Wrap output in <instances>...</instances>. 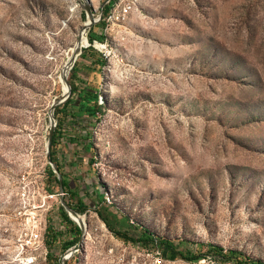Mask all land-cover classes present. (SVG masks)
<instances>
[{"label":"rangeland","instance_id":"obj_1","mask_svg":"<svg viewBox=\"0 0 264 264\" xmlns=\"http://www.w3.org/2000/svg\"><path fill=\"white\" fill-rule=\"evenodd\" d=\"M106 1L91 0L106 65L94 72L85 48L69 73L72 95L99 88L100 120L67 125L58 151L85 207L81 264H221L168 262L124 243L101 207L134 239L147 231L182 251L214 245L264 264V0H130L113 23L101 15ZM88 22L79 0H0V264L22 182L62 192L49 175L50 112ZM62 199L71 197L51 202L64 220Z\"/></svg>","mask_w":264,"mask_h":264},{"label":"trees","instance_id":"obj_2","mask_svg":"<svg viewBox=\"0 0 264 264\" xmlns=\"http://www.w3.org/2000/svg\"><path fill=\"white\" fill-rule=\"evenodd\" d=\"M114 3H111L110 5L107 4L103 8V15H107L110 8L112 7ZM106 17V16H105ZM94 26L92 28L91 34H90V44L94 43L95 41H98L102 43L101 40L97 37V35L94 33ZM103 38V35L101 36ZM90 44L86 47H89ZM85 49V47H84ZM85 53L87 56H90L92 58V70L94 72H100L103 67L106 65V59L99 54V52L93 48L90 47L85 50ZM77 67V66H76ZM75 67V68H76ZM74 68V69H75ZM71 74V73H70ZM69 74V78H70ZM69 82V79H68ZM69 89L71 91L72 87L69 84ZM99 88L97 86H92L91 84H88L86 88L80 89L79 87H73V95L70 98L69 101H67L65 104L59 106L55 112L56 119L58 120V127L54 133V138L51 146V157L54 163H56L59 168L60 172L64 177V190L66 193L69 194L71 197L70 200H67L68 205L73 208L77 213H81L82 210L85 209L84 206L79 205L76 206L74 204V200L76 197H79L81 190L78 183H73L67 179L64 165L59 160L58 151L61 147V139H63L65 135V131L67 129V125L72 124V127H77L81 121L85 118H88L90 123H95L100 120V114L103 110V105L99 104ZM74 96H77V98H74ZM93 122H92V121ZM95 121V122H94ZM89 128L86 127L85 130ZM86 140H92V135L90 131L86 132ZM79 136H75L72 138V140H78ZM49 175L52 182H55L58 186H60V180L58 178V175L54 172L53 168L50 167ZM50 191H55L54 188H50ZM100 204L103 203V194H97ZM96 215L99 218V220L102 222V224L105 226L108 232L112 233L113 236L127 244H132L134 246H141L143 248H153L154 251H157V253L160 255L161 259L168 262H175V261H183L187 263L191 262H200L204 260L205 258L212 256L216 259L217 262L221 264H255V262L251 261L249 258H247L245 255L239 252H226L224 249L218 246L214 245H208L207 246V253L208 255H203L201 252L196 251H182L180 250L173 242L162 239V238H156L151 233L145 231L141 238L134 239L130 236H128L127 233H122L118 231V228L120 225H129L125 219H119L118 216L111 213L107 208L101 207L98 211H96ZM62 216L64 218V221L68 222L71 225V231L75 234V238L73 242L69 243L68 245L64 246V249H66L69 246L76 245L80 243V240L82 238V232L78 228L77 224H75L69 217V214L65 210L64 207H62ZM51 237V238H50ZM57 238V235H52L50 233L48 244L52 246ZM52 262V260H51ZM260 264V263H259Z\"/></svg>","mask_w":264,"mask_h":264},{"label":"built area","instance_id":"obj_3","mask_svg":"<svg viewBox=\"0 0 264 264\" xmlns=\"http://www.w3.org/2000/svg\"><path fill=\"white\" fill-rule=\"evenodd\" d=\"M106 3L109 5L114 3L105 18L107 22L112 23L125 20L133 8L130 0L119 2V4H116L115 0H107ZM101 15H103V8ZM22 183L18 192L19 205L15 212L13 237L8 249L6 264H63L64 260L67 264H72L76 257L78 258L77 264H81L82 244L69 246V249L67 248L65 253H62L64 246L73 242L75 234L70 230L71 227L65 226L64 220L57 214L55 202H51L58 196L64 198L68 193L59 191L54 195L49 194L44 181L36 182V186H31L26 182ZM105 200L109 203L107 195ZM50 215L53 217V231L49 226ZM51 232L57 235L52 246L48 244ZM58 233L59 235L66 234L64 239L66 238L67 242L62 240V237L58 238Z\"/></svg>","mask_w":264,"mask_h":264},{"label":"water","instance_id":"obj_4","mask_svg":"<svg viewBox=\"0 0 264 264\" xmlns=\"http://www.w3.org/2000/svg\"><path fill=\"white\" fill-rule=\"evenodd\" d=\"M79 4L86 11V14H87V17H88V20H89V23L86 26V30L88 32H90L92 30L93 25L97 23V19L95 18V10L93 9L92 2H91V0H79ZM81 42H82V36H80V43ZM89 47H93L95 49H98L95 46V42L93 44L91 43ZM82 53H83L82 47L77 48V50L75 51V53H74V55H73V57H72V59L70 61V65L72 66V70H73V68H74V66H75V64H76V62L78 60V57ZM65 80L68 82V77H66ZM71 96H72V89L70 91V94L67 97H65L64 99L59 100V101H57V102H55L53 104V107H52L51 112H50L51 134H50L49 141H48V162L51 165V167L53 168L54 172L58 175L62 191H65L64 190V177H63V175L60 172L59 166L56 163H54V161L52 160V157H51V146H52V142H53V138H54V133H55L57 127H58V122H56L57 119H56L55 112H56V110H57V108L59 106L65 104L67 101H69ZM62 204H63V207L65 208V210L67 211V213L69 214L70 219L75 224H77L78 228L81 230V232H82L81 243H83V241L85 239V233H86L85 232V226L80 220L76 221V220H74L72 218V215L80 216V214L77 213L73 208H71L64 199H62ZM63 264H67V261L64 260Z\"/></svg>","mask_w":264,"mask_h":264},{"label":"bare ground","instance_id":"obj_5","mask_svg":"<svg viewBox=\"0 0 264 264\" xmlns=\"http://www.w3.org/2000/svg\"><path fill=\"white\" fill-rule=\"evenodd\" d=\"M88 23H89V22H88ZM84 30H85V32H84L83 35H82V42L80 43V40H79V42H78L76 48H75L72 52H69V54H68V57H69L70 61H71V59H72V57H73L75 51L77 50V48L82 47L83 50H84V47H85V48H88V47H86V46H87V43L89 42V37H88L89 32L86 30V27H85ZM84 30H83V31H84ZM96 44H97V43H96ZM97 46H99V45L97 44ZM70 61L67 62V64H66V68H65L64 73H63V75H62V81H63V92H64V93H63V97H62V99H64L65 97H67V96L70 94L69 82H67V81L65 80L66 77H68V79H69V73L72 72V66L70 65ZM62 99H61V100H62ZM72 218H73L74 220H76V221H79V220H80V221L84 224L85 229L87 230V225H86V223H85V219H84L83 216H81V215H80V216L72 215ZM86 234H87V231H86ZM85 238H86V235H85Z\"/></svg>","mask_w":264,"mask_h":264}]
</instances>
